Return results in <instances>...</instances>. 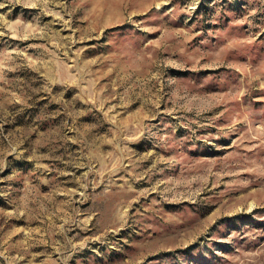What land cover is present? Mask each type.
<instances>
[{"label":"rangeland","instance_id":"rangeland-1","mask_svg":"<svg viewBox=\"0 0 264 264\" xmlns=\"http://www.w3.org/2000/svg\"><path fill=\"white\" fill-rule=\"evenodd\" d=\"M0 264H264V0H0Z\"/></svg>","mask_w":264,"mask_h":264}]
</instances>
